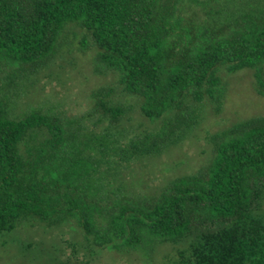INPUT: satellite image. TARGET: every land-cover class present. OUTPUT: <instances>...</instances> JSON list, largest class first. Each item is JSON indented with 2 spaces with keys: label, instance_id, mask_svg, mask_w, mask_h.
Wrapping results in <instances>:
<instances>
[{
  "label": "trees",
  "instance_id": "16d2710c",
  "mask_svg": "<svg viewBox=\"0 0 264 264\" xmlns=\"http://www.w3.org/2000/svg\"><path fill=\"white\" fill-rule=\"evenodd\" d=\"M69 25L121 90L96 103L90 127L17 102ZM242 70L264 98V0H0V235L71 222L98 250L169 244L163 264H264V119L216 134L206 167L154 194L120 180L183 139L192 103L219 108L221 73ZM132 101L149 126L126 125Z\"/></svg>",
  "mask_w": 264,
  "mask_h": 264
},
{
  "label": "rangeland",
  "instance_id": "374dc122",
  "mask_svg": "<svg viewBox=\"0 0 264 264\" xmlns=\"http://www.w3.org/2000/svg\"><path fill=\"white\" fill-rule=\"evenodd\" d=\"M82 35L83 31L74 25L65 28L50 60L37 72H30L23 81L25 85L16 91L22 109L23 105L52 106L68 118L83 119L90 127L98 117L94 108L99 100L121 98L115 75L95 68V50L88 39L81 46ZM221 77L219 108L208 98L192 103L180 116L184 136L177 145L158 157L133 162L123 169L120 180L130 192L148 196L180 176L198 172L212 158L216 134L241 121L264 119V98L255 93L249 70L222 72ZM108 89L109 95L104 97ZM126 115L130 119L126 125L133 129L149 126L139 116L134 101ZM261 210L264 214V202ZM175 248L163 244L152 253L142 249L98 250L83 242L81 232L71 222L54 227L33 222L0 235V264H163Z\"/></svg>",
  "mask_w": 264,
  "mask_h": 264
}]
</instances>
